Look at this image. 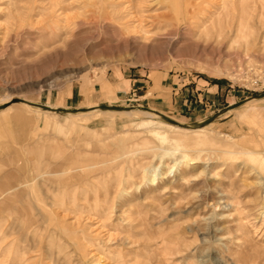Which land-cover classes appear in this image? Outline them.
I'll list each match as a JSON object with an SVG mask.
<instances>
[{"label":"rangeland","instance_id":"1","mask_svg":"<svg viewBox=\"0 0 264 264\" xmlns=\"http://www.w3.org/2000/svg\"><path fill=\"white\" fill-rule=\"evenodd\" d=\"M240 19L255 32L230 31ZM58 20L102 21L53 42ZM260 93L263 0H0L1 100L148 106L192 124ZM90 112H1L0 219L30 262L264 264V98L182 135L156 115ZM34 184L48 209L23 237L11 221Z\"/></svg>","mask_w":264,"mask_h":264},{"label":"bare ground","instance_id":"2","mask_svg":"<svg viewBox=\"0 0 264 264\" xmlns=\"http://www.w3.org/2000/svg\"><path fill=\"white\" fill-rule=\"evenodd\" d=\"M264 1V0H263ZM234 2V1H233ZM238 2V1H237ZM262 2V1H261ZM224 4L222 5V7H223V11L225 10L226 12L229 10V5H228V3L227 2H223ZM235 4V3H234ZM240 5V8H242V6H241V3L239 4ZM238 5V6H239ZM239 8V9H240ZM235 9H237V6H236V8ZM224 11V12H225ZM240 12V11H239ZM228 13H229V11H228ZM240 13H242V12H240ZM241 16V15H240ZM100 21H102V20H90V21H84V20H58L57 22H56V26H57V31L58 32H56V34H55V36H54V41L53 42H55V41H63V42H65V41H67L68 40V37H70V38H78L79 36H81V34L80 33H78L79 31V28H81V26L83 25V23H87V22H93V23H98V22H100ZM106 20H104V22H105ZM232 22V21H231ZM234 22H236V21H234ZM233 22V23H234ZM124 23V22H123ZM126 23V22H125ZM134 23V22H133ZM220 23V22H219ZM250 23V22H249ZM163 24H167V23H163ZM162 24V25H163ZM233 25H231V27H232ZM124 27V29L123 30H125V31H129V29L131 28V25H128L127 24V26H123ZM138 27H140V30H142L143 32H144V34H148V33H150L149 31H147V30H145L144 29V27L143 26H138ZM52 28V27H51ZM132 28L134 29V28H136L135 26L133 27L132 26ZM261 28H263V27H261ZM220 31V30H219ZM218 31V32H219ZM230 31H233V32H235V33H237L239 36H240V34H246V35H251V34H253L254 32H255V30H254V27L252 26V25H250V24H246V22H245V20H238V23H237V27L236 28H230ZM229 32V31H228ZM124 33H126V32H124ZM231 33V32H230ZM64 35H66V36H64ZM69 35V36H68ZM146 38V37H145ZM52 42V43H53ZM61 44V43H60ZM14 99H18V97H13V96H8L7 98H5V99H3V100H1L0 99V105H2V104H5V103H8V102H11V101H13ZM20 99H22V98H20ZM250 100H253V99H250ZM249 100V101H250ZM31 103H36V102H33V101H31L30 99H23V101H14V102H11V103H9L6 107H4V108H2V109H0V115H1V112H3L4 110H14V114H19V113H22L23 112V110L26 108H34V106L31 104ZM45 105H48V104H45ZM49 106H51V105H49ZM51 107H53V108H58V107H55V106H51ZM96 107V106H95ZM38 108H40V107H38ZM40 109H42V108H40ZM2 110V111H1ZM43 110H45V112H50V113H52V114H55V116L56 115H59V113L58 112H55V111H51V110H47V109H43ZM155 110V109H154ZM90 111H100V113L101 112H105V113H112V112H120V113H122V114H134V113H137V112H139V113H143V114H145V115H148V116H155L156 114L155 113H152V112H148V111H142V110H139V109H131V110H122V111H115V110H100V109H93V110H89V111H84V112H79V113H69V114H72L73 116H77V117H85V116H88V115H91L93 112H90ZM158 111V110H157ZM229 114V113H228ZM157 116V115H156ZM162 124H164V125H166V126H168L169 128H171V129H173L174 130V132L176 131V132H178L179 134L181 133V135L182 134H189V133H191V132H198L199 130H205V128H206V126H208L209 124H212V122L211 123H209V124H207V125H205V126H199V127H197V128H186V127H180V126H177V125H174V124H171V123H168V122H166V121H163L162 122ZM195 134V133H194ZM198 136V135H197ZM158 137H159V139H161V141L164 143V144H172V145H176L174 142H172V140L169 138V137H167V136H165L164 134L163 135H161L160 133L158 134ZM184 137V136H183ZM186 138H184V142H186L185 144L187 145L188 143H190V140L191 139H193V138H191L190 136H185ZM179 138V137H178ZM200 138V137H199ZM201 139L203 140V138L201 137ZM201 139H199V140H201ZM198 140V141H199ZM189 141V142H188ZM203 143V142H202ZM184 144V145H185ZM204 144V143H203ZM163 145V144H162ZM199 145H201L200 143H199ZM188 147H190V146H187V148ZM223 148H225L226 149V151H228V152H230V153H234L235 151H233V150H231L232 148H231V144L228 146V145H223ZM176 150H178V149H176V147H172L168 152L169 153H173V152H175ZM188 150V149H187ZM224 151V150H223ZM249 153H253V152H251L250 150H249ZM177 154V153H176ZM181 154V153H180ZM165 155V154H164ZM171 155H175V154H171ZM195 155V154H194ZM187 156V155H186ZM198 157V156H197ZM186 158H188V157H186ZM185 158V159H186ZM263 161V160H262ZM43 175V174H42ZM46 175V174H45ZM44 184V183H43ZM37 185L38 184H34V185H32V186H30V188H31V194H30V198H28V199H26L24 202H25V209H24V211H20L19 210V206L18 207H16V216H15V218H13L12 220L13 221H11L12 223V225L13 224H15V220H19V222H20V225H23V227H25V229H23V230H25L21 235L24 237V234L25 233H27V232H29L30 230H31V228H35L34 227V225H36L37 223H38V218H39V215H41L42 213V210H41V206H45V208H47L48 209V206H47V204H45V203H42V201H41V199L39 198V196L38 195H36V194H34V190L36 189V188H39V187H41V185L39 184L38 186L39 187H37ZM18 186V187H17ZM16 187H12L11 189H7L6 191H7V193H11V192H13V195L15 194V193H17L20 189H22V188H20V186L19 185H17ZM151 189H153V188H151ZM5 192V191H4ZM44 196H46V198H50V197H54V199H55V197H56V195L55 194H53V192L51 191V189L49 188H45V192H44ZM16 195V197H18V195L17 194H15ZM21 197V196H20ZM23 197V196H22ZM15 198V197H14ZM23 202V201H22ZM6 203V202H5ZM217 206L218 205H220L221 204V202H216L215 203ZM52 205H55V202H54V204L52 203ZM22 210V209H21ZM20 211V212H19ZM37 211V212H36ZM9 212V211H8ZM12 212V211H11ZM36 212V213H35ZM4 214V213H3ZM13 214V213H12ZM11 215V214H10ZM13 216V215H12ZM41 217H43L42 215H41ZM2 220H3V218H1L0 219V250H1V252H2V250L3 251H6V252H11V250L13 249V247L14 248H16V250H15V253H14V255H13V258H11V264H36V263H33V262H30V258H28V254H29V250H30V248L29 247H27V246H22V245H17V244H19V243H17V240H8V238H9V232L10 233H14L13 232V230H11V229H7V230H5L4 228V224L2 223ZM7 220V219H6ZM6 222V221H5ZM40 222V221H39ZM8 223V222H7ZM10 223V222H9ZM10 224V225H11ZM7 226H9V225H7ZM15 227V226H14ZM21 227V226H20ZM19 227V228H20ZM163 229V228H162ZM163 234H161V236H162ZM20 237V236H19ZM22 237V239H20V240H24V238ZM221 239V238H220ZM8 240V241H7ZM164 241H167V242H169V240L167 239V237H164ZM6 243V245L3 247V245H1V244H5ZM132 246H134L133 244H132ZM0 252V253H1ZM163 253V252H162ZM167 253V252H166ZM131 256V255H130ZM202 258H203V256H202ZM137 259V258H136ZM140 259V258H139ZM201 260V259H200ZM203 260H204V258H203ZM203 262V261H202ZM201 262V263H202ZM129 263H130V261H129ZM163 263V262H162ZM242 263V262H241ZM2 264V263H1ZM38 264H40V263H38ZM245 264V263H244Z\"/></svg>","mask_w":264,"mask_h":264},{"label":"water","instance_id":"3","mask_svg":"<svg viewBox=\"0 0 264 264\" xmlns=\"http://www.w3.org/2000/svg\"><path fill=\"white\" fill-rule=\"evenodd\" d=\"M253 98H257V99H261L264 98V93H260V94H256L255 96L248 98V99H243L240 100L238 102H234L232 104H229L228 106H226L225 108L221 109L220 111L216 112L215 114L211 115L210 117L206 118L203 121L200 122H196V123H192V124H188V123H183L179 120H176L160 111L154 110L151 107L148 106H124V105H114V104H103V105H99V106H91V107H74V108H65V107H58V108H53L49 105H45V104H39V103H31L33 106L35 107H40L42 109H47V110H51V111H55L61 114H65V113H79V112H84V111H89V110H93V109H100V110H115V111H122V110H131V109H139L142 111H148V112H152L155 113L157 116H159L162 120L180 126V127H186V128H197L199 126H205L211 122H213L214 120H216L217 118H219L222 114L229 112L239 106H241L242 104L246 103L247 101H249L250 99ZM14 101H23V99H14L11 102ZM5 103L0 105V109L6 107L9 103Z\"/></svg>","mask_w":264,"mask_h":264}]
</instances>
